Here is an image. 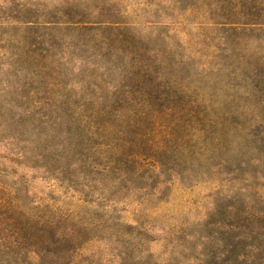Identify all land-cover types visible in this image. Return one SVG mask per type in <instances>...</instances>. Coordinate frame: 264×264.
Segmentation results:
<instances>
[{
    "label": "rangeland",
    "instance_id": "rangeland-1",
    "mask_svg": "<svg viewBox=\"0 0 264 264\" xmlns=\"http://www.w3.org/2000/svg\"><path fill=\"white\" fill-rule=\"evenodd\" d=\"M250 21L264 0H0V264H264Z\"/></svg>",
    "mask_w": 264,
    "mask_h": 264
},
{
    "label": "trees",
    "instance_id": "trees-1",
    "mask_svg": "<svg viewBox=\"0 0 264 264\" xmlns=\"http://www.w3.org/2000/svg\"><path fill=\"white\" fill-rule=\"evenodd\" d=\"M54 22L56 23V22H59V21H54ZM70 22H72V21H70ZM246 23H264V22H261V21H250V22H246ZM99 129H102V127L99 126L98 129H97V131H95L94 133L95 134L98 133L99 132Z\"/></svg>",
    "mask_w": 264,
    "mask_h": 264
}]
</instances>
